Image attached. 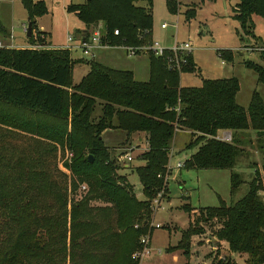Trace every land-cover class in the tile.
Masks as SVG:
<instances>
[{"label": "trees", "instance_id": "trees-1", "mask_svg": "<svg viewBox=\"0 0 264 264\" xmlns=\"http://www.w3.org/2000/svg\"><path fill=\"white\" fill-rule=\"evenodd\" d=\"M154 1L86 0L83 4L70 3L66 11L86 26V31L79 32L83 38L87 39L92 28L103 24L104 44L141 47L152 42ZM237 1L233 19L243 32L252 35L256 27L254 18L264 19V0ZM21 3L33 23L28 40L42 49H0V126L39 140L45 153H52L50 145H67L75 155L69 167L88 184L90 191L69 213L70 244L63 234L55 235L54 229L60 225L57 217L46 219L49 234L40 237L45 225L34 202L39 199L37 191L51 192L52 183L47 182L45 187L39 184L34 190L37 194L29 196L27 190L35 189L34 182L45 181L43 173L33 170L25 158L5 160L0 147V210L8 212L9 222L15 224L10 247L0 253V264H140L132 255L141 248V238L154 233L152 201L160 192L168 191L166 178L172 174L168 166L176 132H190L193 140L187 148L198 147L185 162V169L232 170L243 152L239 132H257L264 151V100L255 92L248 109L238 104L237 78L208 79L200 87L182 86V74L197 71L193 57L182 72H176L168 69L165 59L152 53L148 54V82L137 81L132 71L86 61L89 72L74 84V67L84 61L74 60L69 49L50 48L49 34L33 33L37 19L49 13L44 1L21 0ZM139 3H146L147 7ZM180 6L177 0H167L172 14H177ZM185 14L191 20L196 10ZM0 32H6L1 20ZM219 54L227 63L234 60L231 51ZM260 55L264 62V53ZM244 65L254 70L258 82L264 85V66L251 61ZM109 130L128 136L136 132L148 135V148L141 155L146 164L136 170L146 200L137 199L127 177L118 175L120 168L102 138ZM221 131H231L232 140H218ZM21 179L26 182L23 188L18 183ZM241 184L240 176L233 172L232 194ZM261 191L263 182L261 172L257 171L248 193L237 203L227 206L221 200L219 207L200 210L201 215H195L183 233L178 249L190 258L192 238L206 234V226H217L213 236L226 241L231 253L244 254L246 264H264ZM92 202H100L104 207H92ZM62 206L63 220L67 222L66 200ZM182 209L190 215L197 211L187 205ZM216 264L231 262L225 259Z\"/></svg>", "mask_w": 264, "mask_h": 264}, {"label": "rangeland", "instance_id": "rangeland-1", "mask_svg": "<svg viewBox=\"0 0 264 264\" xmlns=\"http://www.w3.org/2000/svg\"><path fill=\"white\" fill-rule=\"evenodd\" d=\"M20 1H4L0 3V20L6 30L4 33L0 32V39L3 40L0 41L5 46L0 49L13 47L12 33L15 37L16 46L26 44L31 46L27 39L29 15ZM39 1H45L49 13L53 14V18L43 17L41 21L42 25L44 22L43 28L52 34L50 42L55 43H52V47L54 46L52 49H62L63 43H67L68 35H79V32L83 31L84 24L75 15L69 14L65 7L70 3L83 4L86 0ZM177 1L181 2L180 10L177 14H172L169 11L167 0L154 1L152 9L154 29L152 36L154 43L158 42L165 48L174 47L177 41L179 43L190 42L192 44L193 59L197 71L193 74H182V85L200 87L203 81L208 79L237 78L240 83V91L237 95L238 104L248 109L255 92L264 100V85L258 82V76L254 70L244 65V62L251 61L264 66L260 53L239 52V49L244 46L264 44V19L256 16L254 18L256 27L253 34H246L242 31L239 22L233 19V9L238 2L237 0ZM139 5L147 7L146 3H139ZM191 9L196 10V15L191 20H188L185 12ZM163 24H167V29H162ZM100 25L103 26V24ZM26 27L27 31H25ZM39 30L40 28L36 25L33 33L36 34ZM226 50L233 53L234 60L231 63H227L220 57L219 53ZM94 54L96 55L95 58L86 57L80 49L77 51L73 50V57L75 59L80 58V60L84 61L83 64H86V60H95L102 62L108 67L134 71L137 81L148 82L150 79L149 56L145 53L129 56L125 50L97 49ZM80 66L82 67V65ZM81 74H83V70L75 71L73 80L79 82ZM15 113L22 115L18 110ZM223 133L224 131H221L219 135L222 136ZM133 135L135 136V142H137V138L144 136L145 133L136 132ZM127 137L129 136L125 132L113 130L104 136V140L112 152V159H115L116 164L120 168L118 175L126 176L128 183L134 188L137 199L144 201L146 198L143 193V186L136 170L146 164L141 159V155L146 149L139 147L138 151H134ZM238 137L242 141L243 152L238 157L234 169L188 170L176 168L172 170L168 180V191L164 193L162 199L164 208L158 212L152 211L151 215V224H154V226L160 224L161 228L154 229L155 234L152 238L151 255L143 258L141 264H207L211 261L216 264L225 259L230 260L231 264H246V256L244 254L232 256L228 249V243L213 236L217 226L216 228L206 226L205 236L192 238L190 258H187L183 251L178 249L182 235L189 229L191 221L190 214L182 209L184 205L196 208L197 211L193 214L199 216L202 209L219 207L221 200L225 201L227 206L235 204L246 196L249 191V185L254 180L257 171L261 172L263 191L260 192V198L264 203V151L261 149L262 138L253 130L239 132ZM192 140L193 136L190 132L183 130L176 132L171 144L172 158H170L169 165L170 162L172 167H176L180 162L185 163L197 152L198 147L194 149L187 148ZM0 147L3 149L2 155L5 160L14 162L25 158L31 162L33 170L43 173L42 176L45 181L43 183L34 182L35 184L32 185L33 187L35 186V189L27 190L29 196L39 193V199L34 202V205L37 208L41 223L45 225L40 231V237H48L49 226L46 224V219L57 217L60 219V225L59 227L53 225L56 227L54 229L55 235L63 234L67 238V243L70 244L72 233L69 213L73 205L83 201L90 191L88 184L75 176L69 167L74 162V152L67 145L57 144V146H49L52 153H45L46 149L43 144H40L39 140L5 126H0ZM87 152L88 149L85 150L84 154L87 155ZM127 153L132 155L133 161L127 162L123 158ZM26 155L29 158L24 157ZM15 172L20 173L17 170ZM233 172L240 176L242 184L239 190L232 194L231 174ZM47 182L48 184L52 183L50 193L47 191L34 192V190L38 189L39 184H43L42 187H45ZM18 183L21 188L26 185L24 179H21ZM65 200L69 216L67 222L63 220L62 216V204ZM91 205L92 207H104L100 202H92ZM2 211L1 209L0 253L10 247L11 236L15 232V224L9 222L8 212ZM213 240L216 244L215 247L212 243Z\"/></svg>", "mask_w": 264, "mask_h": 264}, {"label": "built area", "instance_id": "built-area-1", "mask_svg": "<svg viewBox=\"0 0 264 264\" xmlns=\"http://www.w3.org/2000/svg\"><path fill=\"white\" fill-rule=\"evenodd\" d=\"M103 26L100 25L98 28L92 29L90 32V36L86 39L82 36L76 38L75 35H68L67 43L64 49L69 50H78L80 49L84 56H91L95 58L94 51L97 49H111V48H123L129 56H137L143 53L149 54L152 53L154 56L158 58H163L167 62V67L170 71L182 72L183 68L189 65L190 58L193 57V46L190 42H183L179 43L178 41L175 43L174 47L172 48H165L162 47L158 42L154 43L153 39L151 44L141 46V47H110L102 42L103 37ZM162 29H167V24L162 25ZM27 31V27L25 28ZM116 35H119V32H115ZM13 41V35H12ZM5 46L0 41V48H4ZM34 49H42V46L34 45ZM239 52L244 53H264V44H255L252 46H244L239 49ZM218 140L224 142H230L232 137L230 133H223V135H218ZM127 162L133 161L132 155L127 153L123 157ZM183 169L185 168V163H178L176 167H172L171 165L168 166V171L172 173L173 169ZM161 177V176H159ZM170 177V176H169ZM166 179L169 180L167 177ZM164 191L160 192L158 196L152 201V209L154 212H158L159 210L163 209L162 199L164 196ZM154 229L161 228V225L152 224ZM151 242L152 237L150 234H147L141 238L140 244L141 248L137 250L133 255L132 258L135 261L142 262L143 258L149 257L151 255ZM161 253V252H160Z\"/></svg>", "mask_w": 264, "mask_h": 264}, {"label": "crops", "instance_id": "crops-1", "mask_svg": "<svg viewBox=\"0 0 264 264\" xmlns=\"http://www.w3.org/2000/svg\"><path fill=\"white\" fill-rule=\"evenodd\" d=\"M4 1H15V0H0V3H2V2H4ZM20 1V0H19ZM35 1H39V0H35ZM21 2V1H20ZM45 2V1H44ZM67 7V6H66ZM66 7H65V9H66ZM44 17H48V19H49V17H50V19L51 18H53V14L52 13H48L46 16H44ZM0 19H1V16H0ZM29 19V18H28ZM42 19H43V17L42 18H38L37 19V25H38V27L40 28V30L39 31H42V32H46L47 34H49V43L51 44L50 45V48H53L52 47V43L53 44H55L54 42H50V38H51V36H52V34L49 32V31H47V30H45L44 28H43V25H44V22H43V25H42V23H41V21H42ZM30 23V22H29ZM27 25V24H26ZM27 27H28V25H27ZM93 29V28H92ZM91 29V30H92ZM83 31L82 32H84V31H86L87 29H86V26L84 25V27H83V29H82ZM28 32V31H27ZM11 33V32H10ZM12 35H13V33H12ZM28 35V34H27ZM152 35H153V33H152ZM76 36V38H79V37H81L82 36V34H79V35H75ZM27 39H28V36H27ZM152 39H153V36H152ZM0 40H2V39H0ZM15 37H14V35H13V42H12V44H13V47H10V48H16V49H24V48H33V46L34 45H32L30 42V44H31V46H27V44L26 45H21V46H16L17 44L15 43ZM3 41V40H2ZM64 45L62 46L63 48L65 47V45H66V43H63ZM111 49H114V50H124L123 48H111ZM77 51V50H76ZM71 53H72V58L74 59V60H80V58H78V59H75L74 57H73V50H71ZM95 57H96V55H95ZM84 60V59H83ZM87 61V60H86ZM91 61H95V60H91ZM95 62H97V61H95ZM98 63H101V64H103L102 62H98ZM80 65H82V67L80 66ZM104 65V64H103ZM106 66V65H105ZM89 67H88V65H86V64H77L75 67H74V73H75V71H77V70H83V74H81V79H80V81L82 80V78L84 77V76H86L87 75V73L89 72V69H88ZM110 68H113V69H116V70H121V69H119V68H115V67H110ZM124 71H127V70H124ZM133 73H134V71H132ZM134 76H135V73H134ZM79 81V82H80ZM79 82H75V80H74V84H78ZM181 85H182V83H181ZM183 86V85H182ZM110 131H113V130H109V131H106L104 134H103V140H104V136L106 135V134H109V132ZM225 132H229L231 135H232V132L231 131H224V133ZM127 134V133H126ZM128 136V135H127ZM129 138V140H130V144L132 145V147L134 148V151H138V148L139 147H141V149H146L147 150V148H148V143H147V138H148V135L145 133V135L144 136H140V137H138L137 138V142H135V136L134 135H132L131 137L129 136V137H127V139ZM104 142H105V140H104ZM105 144H106V146H107V143L105 142ZM170 158H172V155L170 156ZM170 165H171V162H170ZM195 217V214H192V215H190V217H191V221H190V223L193 221V219H194V217ZM193 217V218H192ZM155 234V231H154V233H153V235ZM153 235L151 236L152 238H153ZM206 234H204V235H201V236H198V237H202V236H205ZM212 243L214 244V247H215V241L213 240L212 241ZM151 244H152V242H151ZM229 249V248H228ZM231 255L232 256H235L236 254H233V253H231ZM212 263V261L211 262H208L207 264H211ZM213 264V263H212Z\"/></svg>", "mask_w": 264, "mask_h": 264}, {"label": "water", "instance_id": "water-1", "mask_svg": "<svg viewBox=\"0 0 264 264\" xmlns=\"http://www.w3.org/2000/svg\"><path fill=\"white\" fill-rule=\"evenodd\" d=\"M32 27H33V23H29V25H28V38H30L31 37V34H32ZM89 161L90 162H93L94 161V159H93V157L92 156H89Z\"/></svg>", "mask_w": 264, "mask_h": 264}]
</instances>
